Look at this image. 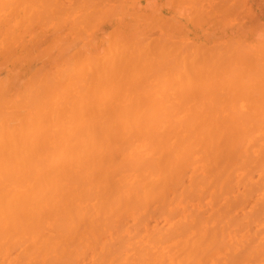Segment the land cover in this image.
<instances>
[{"label": "bare ground", "instance_id": "6f19581e", "mask_svg": "<svg viewBox=\"0 0 264 264\" xmlns=\"http://www.w3.org/2000/svg\"><path fill=\"white\" fill-rule=\"evenodd\" d=\"M0 264H264V0H0Z\"/></svg>", "mask_w": 264, "mask_h": 264}, {"label": "rangeland", "instance_id": "374dc122", "mask_svg": "<svg viewBox=\"0 0 264 264\" xmlns=\"http://www.w3.org/2000/svg\"><path fill=\"white\" fill-rule=\"evenodd\" d=\"M250 24H251V25L253 24V26L255 25V23H252V22H251Z\"/></svg>", "mask_w": 264, "mask_h": 264}]
</instances>
